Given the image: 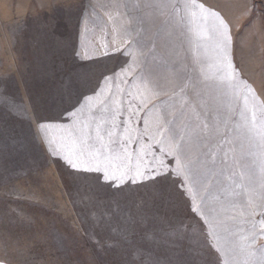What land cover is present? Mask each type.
I'll list each match as a JSON object with an SVG mask.
<instances>
[{
    "label": "rangeland",
    "instance_id": "rangeland-1",
    "mask_svg": "<svg viewBox=\"0 0 264 264\" xmlns=\"http://www.w3.org/2000/svg\"><path fill=\"white\" fill-rule=\"evenodd\" d=\"M144 4L0 0V259L9 264H260L264 258V238H257L253 259L246 261L241 252L244 237L264 220V187L257 175L261 156L242 118L250 120L253 108L258 119L264 111V40L261 47L252 45L249 31L245 40L250 44L231 47L238 78L228 85L246 96L232 109L224 102L218 47L175 45L173 31L162 30L157 0L151 8ZM76 74L86 75L87 88L78 86ZM149 74L161 85L157 96L144 92ZM169 80L189 86L181 92ZM79 92L92 97L84 115L95 112L100 101H106L110 122L116 114L117 125L138 113L125 127L142 137L134 142L137 150L152 144L147 164L155 167L164 159L166 176L128 181L122 191L77 179L54 153L58 144L67 143L64 130L72 129L74 118L65 109L71 111ZM37 122L61 126L49 132L55 143L46 142ZM201 122L211 132L204 133V143L193 147L189 158L202 162L205 179L194 191L205 197L209 218L219 222L214 235L182 195L184 178L171 172L175 158L161 152L181 137L195 144L191 130ZM159 123L171 132L156 144L146 139L145 128L160 140ZM125 127L119 128L122 134ZM210 182L205 193L203 184ZM93 213L101 217L100 225ZM138 220L142 232L136 231Z\"/></svg>",
    "mask_w": 264,
    "mask_h": 264
},
{
    "label": "snow or ice",
    "instance_id": "snow-or-ice-1",
    "mask_svg": "<svg viewBox=\"0 0 264 264\" xmlns=\"http://www.w3.org/2000/svg\"><path fill=\"white\" fill-rule=\"evenodd\" d=\"M154 0H145L144 6L147 8L153 7ZM191 7L193 9L199 7L204 9L202 4H196L192 0ZM192 15L196 13L193 11ZM209 15L215 18L218 22V49H219V71L224 72V77L221 83L231 82L238 74L236 73L232 59H231V36L229 33L228 24L215 11H209ZM79 55V53H77ZM101 76L105 80L108 79L104 73ZM75 80L80 88H87V77L82 79L81 74H76ZM174 86L180 87L183 92L189 85L184 83L182 86L175 84L174 80H169ZM99 81L97 82V87ZM245 88L249 93H253V89L245 83ZM161 88L158 80L151 78L150 74L144 84V92L157 96L160 93L157 91ZM93 91H95L93 89ZM97 96L100 93H96ZM69 101L72 99L71 92L68 95ZM92 97L86 95L84 92H79L75 103L71 105V111L65 109L69 116L74 118L72 129H65L67 143L58 144L54 154H60L61 158L72 170L77 179H79L86 186H91L90 181L99 184L101 181L114 188H120L123 184L131 181L138 183L147 180L155 181L157 177L166 176L169 172L168 166L164 159H160L155 167H149L147 158L152 156V144L145 143L141 145L139 150L135 148V143H139L142 137L137 134L133 135L134 129L125 127L130 125L132 116L138 115L136 112H131L129 119L123 121L121 125L114 123L116 114L113 112L111 121L108 115V108L105 106L106 101H100V107L96 111L89 109V113L84 115L85 105L91 104ZM80 105V107H77ZM146 107V106H145ZM99 112V115H96ZM250 120L244 118L243 127L246 129V134L250 141L254 143L256 149L259 150L261 156V163L257 175L259 176L261 186L264 187V111H261V116L258 119L256 109H250ZM83 116V119H77ZM170 123V122H169ZM147 125V121H145ZM120 127H125V133L119 131ZM53 128L60 129V125L45 124L37 122V129L44 134V139L51 145L55 143V139L49 136L50 130ZM156 131L159 133L161 139L156 140L154 135L148 134L147 127L145 128V137L148 141H155L156 144L163 142V137L166 133L170 134L171 130L164 123L157 124ZM210 133L211 129L207 122L198 123L196 128L191 130V140L196 141L195 144L186 143L184 137H181L175 142L169 141L166 148H161L163 156H172L176 160V167L171 169V172L176 176H183V192L182 195L188 197L192 203L191 211L200 216V218L209 225V235L215 234L217 221L215 218L210 219L209 215L204 211V196L197 195L194 188L201 185L205 179L204 173L200 170L202 162L198 157L189 158L193 147L202 145L205 140L204 133ZM135 142V143H134ZM130 146L132 151L129 150ZM214 157V154H213ZM135 160V163H133ZM97 174V175H93ZM212 183L203 184V190L208 193L211 190ZM240 187V185H237ZM163 195V193H160ZM218 199V198H217ZM213 210L209 209V213ZM264 216V212L260 213ZM97 225L101 223V217H97L95 213ZM122 238L127 239L126 232H122ZM257 238H264V220L260 222L259 230L252 233L249 237H244L245 243L241 246V252L245 256L246 261L251 260L255 256L254 246ZM220 251L219 248L216 249ZM136 254H140L137 250ZM198 255V253H194ZM0 264H9L6 259H0ZM25 264H34V262L25 261ZM122 264H134L133 260H124ZM260 264H264V258L261 259Z\"/></svg>",
    "mask_w": 264,
    "mask_h": 264
},
{
    "label": "crops",
    "instance_id": "crops-1",
    "mask_svg": "<svg viewBox=\"0 0 264 264\" xmlns=\"http://www.w3.org/2000/svg\"><path fill=\"white\" fill-rule=\"evenodd\" d=\"M191 3L192 0H157L159 14H163L162 30L173 31L177 40L175 45L194 46L207 43L218 47V22L209 15V11H215L228 24L231 47L250 44L249 38L245 40L249 31H253L251 44L261 47L264 40V0H195L196 4L204 6L203 10L199 7L193 9ZM193 11L195 16L192 15ZM233 54L231 48V59ZM222 75L223 72L220 80L225 74ZM228 84L232 85L233 82L224 83V102L230 104L232 109H237V103L244 104L245 93L238 92L235 86L230 90ZM247 100L249 103L252 101L250 96Z\"/></svg>",
    "mask_w": 264,
    "mask_h": 264
},
{
    "label": "trees",
    "instance_id": "trees-1",
    "mask_svg": "<svg viewBox=\"0 0 264 264\" xmlns=\"http://www.w3.org/2000/svg\"><path fill=\"white\" fill-rule=\"evenodd\" d=\"M70 181H72L73 182V180H70ZM111 190H114V191H122L123 189H121V188H110ZM143 204V203H142ZM144 205V204H143ZM145 205H146V203H145ZM144 205V206H145ZM144 206H142L141 204H139V207L141 208V209H144L143 211H146V212H149V209L148 208H146L145 209V207ZM92 218H95V217H92ZM138 222H139V224H140V226H138L137 227V229H136V231H140V232H142L143 231V226L144 225H141V221L140 220H138ZM131 229H133V228H131ZM133 233H134V231H132ZM137 235H140V234H138V233H134L132 236H137ZM131 238H139V237H131ZM137 247V246H136ZM131 250H133V248H131ZM55 257H56V255H55Z\"/></svg>",
    "mask_w": 264,
    "mask_h": 264
}]
</instances>
